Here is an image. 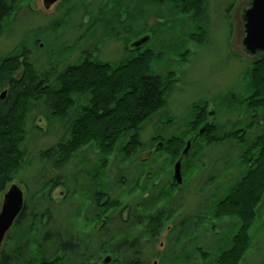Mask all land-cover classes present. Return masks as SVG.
Listing matches in <instances>:
<instances>
[{"label":"trees","instance_id":"16d2710c","mask_svg":"<svg viewBox=\"0 0 264 264\" xmlns=\"http://www.w3.org/2000/svg\"><path fill=\"white\" fill-rule=\"evenodd\" d=\"M22 1L0 0V32ZM146 2L157 9L167 6L172 12L171 15H182L188 22H192L201 17L206 0ZM117 4L124 9L123 0L115 3L114 8ZM119 11H112L113 16L118 17ZM161 14L158 17L160 20L171 17ZM147 37L149 38L145 35L135 42L132 49L128 50L131 53L129 57L117 64H102L92 58L91 54L89 58V52H86L74 64L61 69L55 68L54 60L49 58V69L38 73L28 62L29 52L22 45L14 53L0 58V92L4 90L5 93L0 99V197L26 165L24 142L27 117L35 105L42 106L48 120L65 124L61 139L38 154L40 161L59 171L80 151L91 150L99 157L92 172L90 170L87 173L91 188L84 191L75 189L70 193L74 195L81 192L82 198H90V209L93 213L84 220V224L87 227L96 224L95 229L90 231L91 236L87 237L88 241L94 239L91 246L95 249L90 248L89 242L84 238L75 240L70 235L71 226L53 225L54 195L60 190L62 201L69 198V194L61 189L65 187V181L55 177L41 183L37 191L27 189L23 209L12 227L14 238L12 236L7 250L0 252V264H105L107 257H110L108 264H145L141 258V243L133 234L131 237V227L132 233L143 232L141 235L149 241L157 240L165 223L173 217L168 205L172 190L178 186L171 179L166 190L157 188L154 196L141 198L136 207L125 208L123 211V203L119 197L109 198L105 203L102 200L108 198L105 193L108 156L118 152L123 160L128 161L144 150L145 147L140 141L142 125L164 109L166 96L173 86L172 72L157 67L162 73L156 74L152 67L153 62L161 55L142 49L144 46L135 47L136 43L144 39L147 41ZM197 38L199 37L196 33L188 35L189 42L199 44L202 38ZM78 42L76 46L61 49L64 51L60 55L64 56L63 60H67L65 58L78 50L83 39ZM249 65L246 73L248 82L240 95L229 93L224 97L230 103V112L243 111L245 120L233 123L228 131H224L211 124L209 118L213 113L205 112L204 104H193L184 133L163 138L161 143H152L156 150L153 155L162 152L172 166L181 158L189 143V150L181 162V167L184 168H193L192 164L203 156L206 149L217 148L223 144L235 145L233 150L237 152L236 162L227 164L226 172L233 170L236 178L224 190L213 188L209 197L212 202L201 203L200 206L203 205L204 208L201 206L200 214L195 217L201 227L215 229L223 222L230 226L225 234L217 232L214 235L215 240L208 246V252L195 250L203 264H240L252 245L253 230L262 216L264 54L254 57ZM21 68V75L15 78ZM243 93L246 95L244 101L241 97ZM159 139L162 140L160 135L154 136L152 142ZM191 158L195 159L193 163ZM223 162H228L227 157ZM146 166L142 162L135 168L133 189L138 188V183L145 176ZM156 174L150 175L157 176ZM210 174L208 182L214 181L215 177L217 179V173L215 175L213 171ZM223 176L226 177L225 172ZM145 178V186L138 189L142 194L151 188L156 189L155 183L152 184L155 179L149 181L148 177ZM159 205L162 206L157 208ZM109 215H115L119 223L113 233L109 229ZM130 223L132 226L125 229ZM187 226L185 222L179 225L181 232L185 230V238L200 237L199 234L189 231ZM188 255L183 253L176 257V262H184ZM258 264H264V259Z\"/></svg>","mask_w":264,"mask_h":264},{"label":"rangeland","instance_id":"374dc122","mask_svg":"<svg viewBox=\"0 0 264 264\" xmlns=\"http://www.w3.org/2000/svg\"><path fill=\"white\" fill-rule=\"evenodd\" d=\"M118 2L119 0H59L49 9H45L43 0H23L0 32V58L14 53L22 45L29 52L28 62L38 73L49 69V58L54 60L55 68L61 69L74 64L86 52H89V58L91 54L92 58L102 64H117L129 57L131 53L128 50L132 49L135 42L145 35L149 36L148 42L145 41L140 47L144 46L142 49L161 55L153 62L152 67L156 74L162 73L157 67L172 72L173 86L166 96L164 109L142 125L140 141L145 147L144 150L133 155L128 161L123 160L118 152L108 156L105 180V193L108 198L102 201L105 203L109 198L119 197L123 203V211L125 208L136 207L141 198L154 196L157 188L166 190L171 179L174 181L172 164L162 152L153 155L156 150L152 143H161L163 138L184 133L193 104H204L205 112L213 113L209 118L211 124L224 131H228L233 123L245 120L243 111L230 112V103L224 97L229 93L240 95V91L248 82L246 73L253 57L245 53L242 47L244 30L241 16L249 0H206L201 17L192 22H188L182 15H171L172 12L167 6L158 9L150 6L146 0H123L124 9L120 8L119 4L114 8ZM112 11H119V18L114 17ZM160 12L171 15L170 19L160 20ZM194 33L198 34L197 39L202 38L199 44L188 41V35ZM82 39L78 50L65 58L67 60H63L64 56L60 55L64 51L61 49L76 46ZM21 73L22 68L17 71L15 78ZM241 97L243 101L246 99L244 93ZM48 119L42 106L35 105L30 109L24 142L26 165L10 185H16L23 192L25 199L27 189L34 192L46 180L55 177L63 179L66 185L61 189L69 194V198L62 201L60 190L54 195L53 225H67L69 228L71 226L70 235L75 240H87V237L91 236L90 231L96 227V224L89 227L84 224V220L93 213L90 209V198H82L81 192L74 195L72 193L73 196L70 193L75 189L84 191L91 188L87 173L90 170L92 172L99 157L91 150L80 151L59 171L40 161L38 154L54 146L65 132L64 122ZM157 135H160L162 140L152 142ZM234 146L223 144L217 148L206 149L198 161L194 162L195 159L191 158L194 170L191 167H181L182 183L172 190L168 205L173 217L165 223L157 240L149 241L141 235L143 232L132 233L131 223L130 226L124 227H131V237L133 234L139 238L141 258L145 264H179L175 258L183 253H188L189 257L180 264H203L197 249L208 252V246L215 240L214 235L217 232H228L230 226L227 222L211 229L208 226L201 227L195 217L200 214L199 209L203 206H200L201 203L212 202L209 197L213 188L224 190L232 183V179L236 178L233 170L226 172L227 164L236 162L237 152L233 150ZM224 157H227L228 162H223ZM142 162L147 164L145 176L138 183V188L133 189L135 168ZM213 171L215 175L217 173V179L215 177L214 181L208 182L210 172ZM154 173H157V176L150 175ZM145 177H148L149 181L155 179L152 184L155 183L156 189L151 188L142 194L138 189L145 186ZM5 192L6 190L0 197V204ZM207 199L209 200L206 201ZM261 213V219L253 230L252 245L240 264H258L264 259L263 205ZM109 218V229L113 233L119 223L115 215H109ZM189 220H192L191 223L187 222ZM181 222L188 224V230L199 234L200 237L185 238V230L181 232L179 229ZM12 227L0 245V252L7 250L11 245L10 240L12 236L14 238ZM93 241H88L90 248H93Z\"/></svg>","mask_w":264,"mask_h":264},{"label":"water","instance_id":"95a60500","mask_svg":"<svg viewBox=\"0 0 264 264\" xmlns=\"http://www.w3.org/2000/svg\"><path fill=\"white\" fill-rule=\"evenodd\" d=\"M59 2V0H43L45 9H49L52 5ZM241 20L243 23V40L242 47L249 56L257 57L264 54V0H249L247 8L243 11ZM145 39L136 43L135 47H139ZM3 92L0 99L4 97ZM189 143H187L181 158L173 166V180L177 186L182 183L181 177V162L183 156L189 150ZM24 206L23 192L16 186L10 185L2 197L0 204V245L4 240L5 235L11 229L13 223L21 213ZM110 262V257L104 261L105 264Z\"/></svg>","mask_w":264,"mask_h":264}]
</instances>
